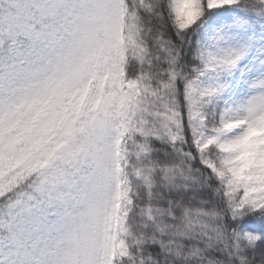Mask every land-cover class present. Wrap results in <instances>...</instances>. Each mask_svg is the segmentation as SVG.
I'll use <instances>...</instances> for the list:
<instances>
[{
  "label": "snow or ice",
  "instance_id": "1",
  "mask_svg": "<svg viewBox=\"0 0 264 264\" xmlns=\"http://www.w3.org/2000/svg\"><path fill=\"white\" fill-rule=\"evenodd\" d=\"M0 264H264V0H0Z\"/></svg>",
  "mask_w": 264,
  "mask_h": 264
}]
</instances>
